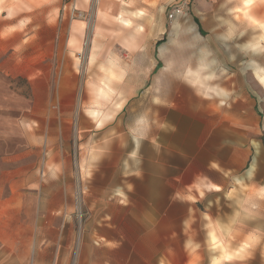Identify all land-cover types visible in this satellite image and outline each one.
Masks as SVG:
<instances>
[{
    "label": "rangeland",
    "instance_id": "374dc122",
    "mask_svg": "<svg viewBox=\"0 0 264 264\" xmlns=\"http://www.w3.org/2000/svg\"><path fill=\"white\" fill-rule=\"evenodd\" d=\"M102 2L103 10L98 9L104 6L101 0H50L38 8L39 22L44 11L52 18L57 14L60 36L67 38L71 25L80 24L78 47L59 61L43 62L49 74L42 80L44 120L11 122L27 111L33 95L26 78H5L0 72V201L5 202L0 208V264H84L81 244L95 239L75 151L77 129L93 125L87 117L102 116L100 124L94 121L93 141L100 142L113 134L109 131L143 123L145 113H161L170 105L191 110L200 100L222 98L234 81H246L254 72L264 87V0ZM120 13L131 18L130 26L121 20L128 28L118 22ZM39 25V36L58 34ZM134 27L140 30L132 38ZM238 72L246 74L235 77ZM29 125L45 135L46 152L39 156L29 151L24 130ZM65 143L66 171L60 164ZM45 158L48 183L41 180L40 188H32V177L41 176L37 164ZM9 183L19 190L12 191ZM12 194L18 205L21 196L26 203L20 213L17 208L8 213L14 209ZM257 242L250 247L256 249Z\"/></svg>",
    "mask_w": 264,
    "mask_h": 264
},
{
    "label": "crops",
    "instance_id": "0c3cea01",
    "mask_svg": "<svg viewBox=\"0 0 264 264\" xmlns=\"http://www.w3.org/2000/svg\"><path fill=\"white\" fill-rule=\"evenodd\" d=\"M46 1L0 0V72L26 78L33 95L27 111L11 122L44 120L42 80L49 74L43 62L59 61L78 47L79 22L66 38L59 35L56 13L52 18L44 11L38 21ZM101 3L99 10L106 8ZM117 20L132 23L121 13ZM38 25L58 34L39 36ZM132 29L134 38L140 27ZM257 77L254 72L246 81L236 80L227 95L200 100L191 110L170 105L161 113H145L143 123L109 131L113 134L100 142L93 136L102 116L87 117L93 125L77 129L75 151L95 239L81 244L84 264H264V87ZM36 128L24 130L29 151L39 156L46 152V139ZM61 138L66 140L65 134ZM61 151L67 152L66 143L60 150L66 171L68 159ZM37 165L41 176L32 177V188H40L41 180L48 183L47 159ZM14 185L9 183L18 191ZM16 198L9 196L14 207L9 214L24 209L23 197L19 205ZM256 240L257 248H251Z\"/></svg>",
    "mask_w": 264,
    "mask_h": 264
},
{
    "label": "built area",
    "instance_id": "2783aa9c",
    "mask_svg": "<svg viewBox=\"0 0 264 264\" xmlns=\"http://www.w3.org/2000/svg\"><path fill=\"white\" fill-rule=\"evenodd\" d=\"M65 7H66V6H64L63 8H65ZM72 10H73V11H77V9H76L75 6H73ZM176 11H177V12H180V9H177ZM78 15H79V14H78ZM79 16H80V15H79Z\"/></svg>",
    "mask_w": 264,
    "mask_h": 264
}]
</instances>
